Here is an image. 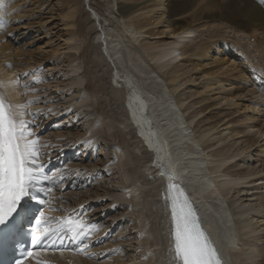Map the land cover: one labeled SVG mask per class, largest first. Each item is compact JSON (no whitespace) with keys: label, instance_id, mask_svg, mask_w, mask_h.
I'll list each match as a JSON object with an SVG mask.
<instances>
[{"label":"rangeland","instance_id":"1","mask_svg":"<svg viewBox=\"0 0 264 264\" xmlns=\"http://www.w3.org/2000/svg\"><path fill=\"white\" fill-rule=\"evenodd\" d=\"M15 1H16L15 2L16 5H18L15 11H13L10 8L12 6L11 0H8L7 2L8 5H5L4 7V10L6 11L10 8V10H8L6 14H4L5 15L4 17L9 23H6L7 26L5 25L2 28L1 30L2 34L0 31V39H1L0 41L1 43H3V41L6 43V39H8L9 40V41L7 40L8 42H11L14 44V45L12 44L13 48L15 46L19 48L20 50H23V52L25 53H26V50L35 51V53H33V56L26 55L27 57L24 59L18 56L16 57L15 61L11 60V63L8 62L6 65L0 64L1 70L9 72L8 77L4 78V79H7V81L9 82L7 86L9 91L8 92L5 91L8 94L3 91L4 96L6 97V99L9 100V98L11 97L10 95L14 94L13 97H11L9 101L5 100V103L7 102L6 104H11V105H16V103L18 105L20 103V106L28 105L24 111L26 114L27 113L31 114L30 112L32 110H29L30 107L34 108L33 109L34 111L32 112L36 113V116L39 117V119L37 118V121L39 120L38 121L39 123L37 121H31L35 123V124L30 123L31 130L35 134H37L39 143L41 145H47V147H41L40 149V151L43 153L40 160L41 159L42 160L51 159L55 155L58 156L57 160L59 158L60 160L64 158V161L66 162L64 164L62 163V166L60 167V169H62L61 173H64L67 170H69V173L74 174L71 180L76 176L73 182L69 184L70 186L66 189L64 193H60L56 196L51 197V201L48 205V214H50V216L54 215V216L59 217V215L64 214L66 211L73 212V210H81V206L82 205L84 206L83 210H81L84 212V218H87L88 222L96 225V230L93 231L92 233L95 235L98 234L99 236L98 238L100 240L104 238L103 237L101 239L100 238L101 236L108 237L107 239L104 238L105 240L103 241L97 240L94 243V249L97 248L98 252L102 251L104 252L103 254H99V253L97 254L96 252L97 250H93L92 252L88 250L86 251V257L88 253L90 252L92 254L95 253L97 255V256L93 255L95 256L93 257L94 259H92V257L91 258L87 257V259L93 260L96 263L98 262L99 264H118V263L119 264H142V263L143 264L145 263L153 264V262L150 261V257L153 256L152 253L154 254L155 251L156 252L160 251V249L162 248L164 250L161 249V256L159 257V260L165 264H173L172 255L170 257L171 253H168L169 252V241H168L167 232H166L168 231V227H167L168 213L165 209V204L163 203V200H161V193L163 192L162 190H164L163 179L162 180L160 178L158 179L157 173H155L154 169L147 166L149 159H150L148 158L149 154L146 153L147 148L145 144L142 143L138 139L135 131L133 130L134 128L130 124L131 120L128 119V117L126 119L125 113L123 112L125 110L124 108L125 106H123V101H124L123 96L114 97L113 94L111 93V91L115 89L116 90L122 89L119 77H123L126 79L128 87L132 89V84H135L136 89L138 90V92H140V94H144V95L148 94L149 96H151V99L153 98L152 101L155 102L154 104H156L157 102V100L154 97H158L160 101H166L165 102L166 105L171 104L172 108L171 107L170 108L175 113V115L177 114V117L176 116L173 117L172 123H170L167 120L161 121L160 117L156 118L155 111H154L153 115L155 117L151 116V119L153 118L152 123H154L153 126L155 130L158 131L162 126H164V122H166V124L170 123L168 125V127L170 126L169 128H173L174 126H176L177 122H181L183 127L187 126L186 128L188 129V131L186 130V132L183 133L185 136L181 141H179L181 142L180 144L185 145L189 143V144L195 145V147L199 149L201 152V156H199L198 158L200 157L201 159L203 158V162L205 161L208 163L210 160H211L210 162L212 161L215 162L216 160L219 159L217 155L216 156L211 155L212 152H203L202 148L200 147L201 146L200 142H201L203 135L197 130H195L194 123L198 119H202L203 113L197 112L194 116L193 114L190 116V112L192 111V109H184L188 101L181 100L180 96L182 95H177L176 93L179 88L176 91H174L172 89L173 85H171L174 82H171L170 79L164 75V73L167 72L174 63L171 66H169L168 64H167L168 66H162L161 70L158 69L160 64H155L157 66L156 69L158 71H154L152 68L153 67V65L151 64L152 55L155 53H158L159 51L165 50L168 47V44H166V42L159 43V41H157V40H161L164 38V37H161L163 36V33L166 34V30L163 27L164 26L163 24L165 22L164 20L166 19L164 18L166 17V13L162 12L161 8H156V7H161L160 5H158L159 0L158 1L155 0L156 2L155 1L152 2V0H148V1L140 0L137 2H140L142 5H145V6L149 5L145 9L138 11L141 16L140 18H149L150 21L154 23L153 25H151L153 30L155 29V31L158 30L159 32L162 30L163 31L162 35L161 36L160 35H150L149 36L148 33H144V32H142L143 34L136 33V36H135L136 38L133 40L131 39V41H130V38H132V35L128 34V29H125L127 19L121 18L118 16L117 9H116L118 1L116 0H78V2L81 5V6L79 5L82 11L81 18L82 20L86 21L83 33H80L79 31H77L75 26H70V25H67L66 23L64 24V22L62 23V21L60 20L61 19L60 14L63 12L64 9L62 5L56 2V0H15ZM71 1H74V0H70L69 2L72 8L73 4L71 3ZM128 3L133 4L134 1L131 0V1H128ZM150 5H154V6L151 7ZM30 14L34 17L27 19V17ZM155 22H158V23L155 24ZM43 23H44V26H43ZM221 28L222 30H226L224 33L225 36L229 38L233 37V39L236 41L244 42L245 39L243 36H241L242 35L241 33L237 34L233 30L229 28H225L224 25H222L221 27H217L216 29L219 30ZM214 29L215 28L213 27H206V26L201 27V28L199 27L198 29H196L195 35L184 38L183 40H181V43L187 42V43H190L192 46H196L199 43L205 41L210 35V33H213ZM43 30H46L47 33L46 31H44L45 32L44 34ZM65 31L71 32L70 40L64 41V42L58 41V39L56 38L57 37L56 35L60 34L61 32H65ZM130 31H131L130 33H132V30ZM124 38L126 39L128 38V41L126 39L123 40ZM43 42H48V43L44 44ZM127 42H129L130 44H127ZM149 42L150 43L153 42V43L150 44ZM143 44L145 45L143 46ZM87 45L91 46L93 52L87 51L86 52L87 54L85 52L84 54L82 53L84 51L83 48H85ZM245 45L248 50L252 49V46L250 44H249L250 46L246 43ZM131 47H133V49ZM50 49H54V51H56L57 49V51L52 55L50 54L49 56L50 58H48V59H51V62H49L50 60L46 59V60L39 61L38 64L37 63L35 64L34 60H35V57L38 56V53L41 54L42 51L49 53ZM9 50H10L9 52L11 53L12 50H14L15 52V50L17 49L9 48ZM101 51H103L105 55L104 57H106V60L102 56H100ZM129 52H131L132 54H130ZM177 52L179 54L177 55L178 59L175 61L176 65L181 64V63L182 64L188 63L187 62L188 58H197L196 55L189 56L190 53L183 49L178 48ZM130 55L132 56L131 57L132 63L134 65L136 64L137 67L140 66V69H142V71L145 72L144 74L148 75L150 73V76L156 75L155 77H157V79H155V77L154 79L153 78L149 79V78H146V76L143 75L142 73L139 74L138 70L134 69L131 66L132 63L129 60ZM237 55L240 58H243V56H241L240 53H238ZM251 57H255V55H252ZM23 60H26L27 62H24ZM208 61L209 60L207 59L205 62H208ZM260 65H261V68L258 70L257 75L260 78H264V76L261 77L262 73L264 72V64H260ZM21 66L22 67L26 66V67L22 68ZM207 66L208 67H206V69L211 71V67L209 65ZM50 68H52V71ZM113 71L116 73V76L113 75ZM199 71L196 70L194 75L199 76L200 75ZM25 73H33L34 75L33 76L28 75L26 78H24L25 80L20 79L21 81L19 80V82H17V78L23 77ZM179 73H181V71H178L177 75ZM185 75L187 74H182L179 76V78H183L184 80L187 78V77H184ZM209 77L207 76L200 77L199 80L201 81V84L202 82L205 81L206 78H209ZM224 78L227 79V81H225L224 84L230 83L229 86H226V87L224 86V89H229V88L234 89L235 87L239 85L243 86L244 89L238 92H240V94L242 95L246 94L247 97L243 98V96H240L239 98L236 99V101L243 100L242 102L244 103L246 102L247 104L246 100H248L249 106L254 107L253 109L254 111L249 110L248 113L246 111L243 113H240L238 111H235V107L227 106V104L230 102H233L235 98H233L232 100H227V101L225 99L216 98L218 97L217 95L219 94V91L222 90L221 89L222 87H215L214 85L211 91H209L208 89H204L203 92L201 91V89H198V91H201L202 93L205 92V95L207 94L210 95V97L212 98L214 102V105L216 103L214 107H217L216 110H218L221 113V116H223L225 112L231 113L227 117H225V119H228V118L230 119L231 122L229 123V125H231L232 128H235L237 131H240L239 136L240 135L246 136L248 140L253 142V145L249 149L250 151H247L246 153L242 154L240 158L238 157L239 159L237 157L234 159L231 158V160L228 159L225 163V165L227 166V165H231L232 162L233 163L236 162V159L238 160L237 162H240L241 158H245V159L248 158L250 159V161H248L249 164L248 163H245V164L249 165V172L252 173L251 175H248V177L245 176V177L235 180L234 182H236V184L229 191L221 192V194L219 195L220 196L219 199L221 200V202H223L221 204H223V206L226 207V203H227L226 200H230L233 198L235 194L234 193L235 190L240 189L245 186L247 187L248 181H250L251 179L255 180L254 183L256 182L255 183L256 186L253 188V190H251L253 191L254 195L257 196L261 192L264 194V132L259 129L262 126H264V108H263L264 99L261 103L260 102L261 100H259V98L262 99L261 94H258L257 96V93H256L254 96H252L251 92L248 91L252 87L251 85H249L250 82L247 76L246 78H241V77H237V74L235 72L226 71ZM116 79L118 81H116ZM253 80L256 81V85L260 87L262 86L261 83L256 80V74ZM197 82L198 81H196L195 83L198 84ZM87 84H91L90 90H87L85 88ZM186 84H190V82ZM25 85H27V87ZM199 86L200 85H197V87ZM0 88H2V86H0ZM74 90L76 91L73 92ZM54 92L56 95L54 94ZM67 93L70 95H67ZM235 94H237V92ZM66 95L67 97H64ZM148 98L149 97L145 99H148ZM30 101L34 103L29 104ZM52 105L54 107H52ZM166 105L164 104L163 107H165ZM74 109L76 110V112ZM70 110L74 113H72ZM52 112L53 113L57 112L56 114L57 116L51 115ZM70 112L72 114H70ZM112 112L117 113L116 119L115 118L110 119ZM83 114H85V118L82 119L81 122H78L77 117L79 116L80 118V116H84ZM145 114L148 115V112ZM188 115L189 117H187ZM63 116L65 118L61 120ZM85 119L89 121L91 119V121L94 123H92V125H89V126L81 125L82 122H84L83 120ZM104 119H106V122ZM68 120H70L72 125L76 124V127H75L76 129H72L71 132L74 133L72 134L73 138L70 140H65L64 142L68 141L67 144L65 145V143L61 139L62 136L57 135V133L60 131H63L62 129L59 130L58 127L59 126L61 127L62 124H64V122H67ZM103 122H105L106 125ZM84 123L86 124L87 122H84ZM103 124L104 126H102ZM101 126L103 128H101L100 132L98 133L99 131L98 129ZM105 126L107 129L105 128ZM166 126H164V128ZM183 127L182 129H185ZM77 129H81L80 130L81 134L78 136L75 135V131ZM193 129L195 130V132ZM168 132H169L168 134L169 140H172L173 138L177 139L175 131H172V130H167L165 132L159 131V133L162 136H164ZM186 133H189V134L186 136ZM211 133L212 132H208L207 136L211 135ZM171 134H173L172 139L170 136ZM122 138L125 140V142L128 143V145H124L123 148L120 143ZM229 140L230 139L222 142V145L227 143ZM101 141L105 142L107 144V148L110 147L112 151L113 150L117 151L118 149L117 152L113 151L115 152V157L113 155V158L104 166L92 167V166L78 165L80 161L79 159H82L84 156H86L93 150H94L93 151L94 158L96 157L95 156L96 154L99 155V152H102L101 151L102 147L100 145ZM90 142H91V145L87 147L83 145V143L86 144ZM94 144H96V146L92 147V145ZM79 145L81 146L79 147ZM222 145H217V147L221 148ZM180 146L181 145H179V147ZM120 147L122 148V150L123 149L124 150L121 151ZM126 148H128L129 150ZM173 148L177 149L175 147V143H174ZM67 152L68 154H66L64 157L61 156L62 153L65 154ZM105 152L107 153L106 149L104 153ZM123 153H126L127 156L126 154H123ZM122 154L124 155V157H122ZM120 157H122V160L123 158H125V160L127 158L126 162L125 160H123L125 164L121 162ZM90 158L87 161H83V163L90 164L91 163ZM205 158L208 161H206ZM68 162H69V165H68ZM117 162H121V163L117 164ZM202 165L205 167L204 164ZM68 166L69 168H67ZM127 166H130V167L132 166L131 171H129L130 167H127ZM105 170H108V172H104ZM130 172L132 173L131 176L132 175L133 177L135 176L134 179L136 181L138 180L135 187L138 188V184L140 182V185L142 184L145 188L144 193L139 194V191L136 189L137 191H135L134 193L137 192V194L131 195L133 189H132V186L128 185V187H120L119 190L116 192H111V193H108L102 196L96 195V192L94 191L96 190L95 189L96 187L94 186L95 184L94 179L96 177L104 181L105 179H109V180L111 179V181L114 180L116 182L118 181L121 182L122 180L125 183V185H127L130 182V177H131L129 174ZM222 173H223V170H221V173L219 172L216 173V175H220L218 177L220 178V180H226L229 178V177L224 176V173L222 175ZM83 175L85 177L87 175L90 176V180H88V182L85 180L81 181L80 176H83ZM63 176L65 177V175ZM212 176H213V180L219 181V179L217 178V176H215V174H213ZM204 178L202 182H206ZM208 178L209 180H211L210 175H208ZM67 179H69L68 176L66 177V180ZM192 180H195V179H192ZM119 186H121V183ZM57 189L59 191L60 188H57ZM156 189H158V191ZM79 190L80 191L86 190V192L88 193L87 195L93 193L92 194L93 197L90 199H85L84 201H81L83 199H79V197H80V194H83V192L80 193ZM61 191L62 190H60V192ZM53 194H56V192ZM68 194H70V196ZM134 195H136V197ZM74 197L75 199H73ZM67 198H68V201H67ZM133 198L136 202L133 200ZM140 201L141 202L145 201V202L144 204H142V203H139ZM138 203L141 204L142 206L139 205ZM145 203L147 205H145ZM123 205H125L124 209L121 210L119 215H115L114 214L115 210L117 208L123 207ZM144 206L147 207L148 209L147 208L142 209V207ZM49 207L55 210H49ZM94 208H98L99 216L93 215L92 210ZM158 212L162 213L161 215L163 216V219H161L162 217ZM199 213H200V210H199ZM144 214L146 215V218L143 217L145 216ZM200 214H202V212ZM128 216L131 217L135 221L137 228L139 227L138 229H136V227L133 228V226L131 225V222H126L124 220ZM141 223L144 224L143 230L141 229V226L143 227ZM126 225H127V228L132 227L131 232L134 235H132V233L130 235H127V233H125L123 227L124 226L126 227ZM162 225H164L165 228ZM139 229L141 230V233L139 232L140 231ZM153 230L161 231L163 235L166 236L165 241L164 239L161 240V238L158 235L160 239L158 238L159 240L157 242V240L152 237ZM148 235L151 238H148ZM147 238L149 239V242H147L148 244L145 242V241H148ZM151 239H153L152 242H151ZM263 239H264L263 237L260 238L261 241ZM89 243L90 242H88V245ZM241 243L239 244L241 245L240 248H239V245L234 244V247L236 249H234V251L232 252L233 255L230 254V256L228 257L230 264H239V263L243 264V262H245V264H264V253L260 251L261 248L264 247V245H262L261 242L257 243L255 247L254 245H251V244L248 245V247L244 246L243 244V247H242ZM244 247L247 248L249 251L248 250L246 251ZM89 248L90 247H88V249ZM238 248L240 249L239 251L241 252L243 251L241 249H244L245 250L244 252H247L245 254L246 255L245 259H247L246 257L248 258L250 257L249 259H247L249 263H247L246 261H243L242 259H239L238 256L235 257V255H237L239 252L237 251ZM256 249L258 251H255ZM118 250L120 252L121 250L122 251L124 250L123 254L125 255V257H127V258H124L125 262H120L116 260L115 254L119 252ZM236 251H237V254L234 253ZM241 252L239 253L241 254ZM110 253H111V256L109 255ZM145 253L147 256L145 255ZM148 254L151 256L149 257ZM163 254H165L166 256ZM240 254L239 256H242L243 258L244 253L241 255ZM234 257L236 260L233 259Z\"/></svg>","mask_w":264,"mask_h":264},{"label":"bare ground","instance_id":"2","mask_svg":"<svg viewBox=\"0 0 264 264\" xmlns=\"http://www.w3.org/2000/svg\"><path fill=\"white\" fill-rule=\"evenodd\" d=\"M11 1L13 2V0H11ZM116 1H118L117 7H116L118 16L121 18L127 19L125 29H128V34L132 35V38L129 37L130 41H131V39L133 40L136 38L135 37L136 33L143 34L142 32H144V33H148L149 36L150 35H160V36L162 35V33H163L162 30L160 32L158 30H156V31H158V32H156L155 29L153 30L151 25H153L154 23L152 21H150L149 18H140L141 16H140V13L138 11L145 9L149 5L145 6V5H142L140 2H137L140 0H132V1H134L133 4L128 3V1H131V0H116ZM153 1H155V0H152V2ZM164 1H165V3H164ZM7 2H8V0H0V31L6 25V23H9L6 20V18L4 17L5 16L4 14H6V12L8 10H10V8L13 11H15L17 6H18L15 3L16 1L14 0L13 3L11 2L12 6L6 11V10H4V7H5V5H8ZM56 2H58L60 5H62L63 9H64L63 12L60 14V18H61L60 20L62 21V23L64 22V24L66 23L67 25L75 26L77 31H79L80 33H83L86 21L82 20V18H81L82 11H81V7H80L81 5L78 2V0L71 1V3L73 4L72 8H71V5L69 4L70 0H56ZM158 5H160L161 7H156V8H161V11L166 13V17H164V18H166L164 20L165 22L162 20L164 22L163 27L166 30V34L163 33V36H161V37H164V38L163 39L160 38L161 40H157V41H159V43L160 42H166V44H168V47L165 50H162V51H159L158 53L153 54L152 59L150 57V59L152 60L151 64L153 65L152 68L154 71H158L156 69L157 66L155 64H160L158 69L161 70L162 66H168V65L171 66L174 63L172 65V67H170L167 72L164 71L165 72L164 75L167 76L171 82H174L173 84H171V85H173L172 89L174 91H176L179 88L176 93H177V95H182V96H180L181 100L188 101V103L185 105L184 109H192V111L190 112V116L192 114L194 116L197 112L203 113L202 119H198L194 123L195 130H197L198 132H200L203 135L201 142H200V145H201L200 147L202 148L203 152H212L211 155H215V156L217 155L219 157V159L216 160L215 162H213V161L210 162L211 160L208 163L205 161L203 162V158L202 159H201V157L198 158L199 156H201V152L199 149H197L195 147V145L189 144L187 142H186L187 144H185V145L180 144L181 142H179V141H181L185 136L183 133L186 132V130L188 131V129L186 128L187 126L183 127L181 122H177L178 125L175 123L176 126H174L173 128H169L170 126L168 127V125L170 123H172L173 117H175V116L177 117V114L175 115V113L171 110V108H172L171 104L166 105V103H165L166 101H160L158 99V97H154L157 100L156 104H154L155 102L152 101L153 98L151 99V96H149L148 94H146V95L140 94V92H138V90L136 89L135 84H132V89L130 87H128L127 81L123 77H119L122 89L121 90L115 89V90L111 91V93L113 94L114 97L115 96H123V100H124L123 106H125L124 107L125 110L123 112L125 113L126 119L128 117V119L131 120L130 124L134 128L133 130L135 131L138 139L142 143H144L146 148H147L146 153L149 154L148 158H150L147 166L154 169L155 173H157L158 179L159 178L161 180L163 179L164 190H162L163 192L161 191L162 192L161 193V200H163V203L165 204V209L168 213V225H167L168 231H166L167 229L165 230L167 232L168 241H169V232L171 229V214H170V210H169L168 196L171 195L172 198L182 199L183 197H180L179 194L183 193L189 201L193 202V204L195 205V208L198 210V213H199V210H200V213L202 212V214L199 213L200 220L202 221V224H201L202 229H204L206 233L208 232L207 235L209 236L214 247L217 249L219 256L223 260V264H230L228 261V257L230 256V254H232L234 249H236L234 247V244L239 245L242 241V243H241L242 247H243V244L246 247H248V245H250V244L254 245V247H255V245L259 242H261V244L264 245V239L262 241L260 240L261 237L264 238V194L261 192L257 196L254 195L253 191H251V190H253V188L256 186V184H255L256 182L254 183L255 180L251 179L250 181H248L249 186L247 185V187L245 186V187H242L240 189L235 190V192H234L235 194L233 193L234 194L233 198L231 197L232 199L226 200V202H227L226 207L223 206V204H221V203H223L219 199L220 198L219 195L221 194V192L229 191L236 184V182H234L235 180L242 178V177H245V176L248 177V175L252 174L249 172V165H248L249 164L248 161H250V159L241 158L240 162H237L238 160L236 159V162H234V163L232 162L231 165H227V166L225 165L226 161L228 159L231 160V158H233V159L236 157L240 158L242 154L246 153L247 151H250L249 149L253 145V142L248 140L246 136H242V135L239 136L240 131H237L235 128H232V126L229 125V123L231 122L229 118L225 119V117H227L231 113L225 112V114L223 116H221V113L218 110H216L217 107H214L216 105V103L214 105V102H213L212 98L210 97V95H208V94L205 95V92L204 93H202V92L204 89H208L209 91H211L214 85H215V87H222L221 88L222 90L219 91V94L217 95L218 97H216V98L225 99L226 101L232 100L233 98H235V100L233 102L228 103L227 106L235 107V111H238L240 113H243L245 111L248 113L249 110H253L254 107L249 106L248 100H246L247 104H246V102L245 103L242 102L243 100L242 101L241 100L236 101V99L239 98L240 96H243V98L247 97L246 94L242 95V94H240V92H238V91H241L244 89L243 86L239 85V86L235 87L234 89L233 88L224 89V86L226 87V86L230 85V83L224 84L225 81H227V79L224 78L225 72L226 71H232V72H235L237 74V77L246 78V76H247V78L249 79V82H250L249 85H251V87H252L248 91L251 92L252 96H254L256 93H257V96H258V94H261L262 99L259 98V100H261L260 102L262 103V101L264 99V90H263L264 89V78H260L257 75V73H258V70L261 68L260 64H264V0H159ZM150 6L153 7L154 5H150ZM65 8H66V10H65ZM16 17H17V15H16ZM33 17L34 16H32L30 14L27 17V19H30ZM40 19H41V17H40ZM156 23H158V22H155V24ZM30 25H31V23H30ZM222 25H224L225 28H229V29L233 30L237 34L241 33L242 34L241 36H243L245 39L244 42L248 45L250 44L252 46V49L248 50L243 41H236L233 39V37L229 38V37L225 36L224 33L226 30H222V28L219 30L216 29L217 27H221ZM43 26H44V23H43ZM50 26H49V28H50ZM205 26L215 28L213 30V33H210V35L208 36V38L205 41L199 43L196 46H192L190 43H187V42L181 43V40H183L184 38L195 35L196 29H198L199 27L201 28V27H205ZM129 29L132 30V33H130L131 31ZM7 30H8V28H7ZM44 31H46V30H43V32ZM46 33H47V31H46ZM1 34H2V31H1ZM44 34H45V32H44ZM56 36H57L56 38L58 39V41H61V42L69 41L70 37H71V32L70 31L61 32L60 34H58ZM233 36H234V34H233ZM112 39H113V37H112ZM125 39L126 38H124L123 40H125ZM7 40L8 39H6V43L3 40H2L3 43H1V41H0V64L6 65L8 62L11 63V60L15 61L16 57H18V56H20V57H22V59H24L27 57L26 55H28V56L32 55L33 56V53H35V51H30V50H26V53H25V52H23V50H20L19 48L15 47V46L13 48L12 46L14 44L11 42H8L9 40L8 41ZM126 40L128 41V38ZM134 41H136V40H134ZM9 43H11V44H9ZM43 43L45 44L48 42H43ZM152 43H150V44H152ZM127 44H130V43L127 42ZM144 45L145 44H143V46ZM9 48L17 49V50H15V52H14V50H12V52L10 53ZM131 48L133 49V47H131ZM178 48L183 49L185 51H188L190 53L189 56L196 55L197 58H188V60H187L188 63H184V64L181 63V64L176 65L175 61L178 59L177 55L179 54L177 52ZM83 49H84V51L82 53H84V52L86 53L87 51L93 52L90 45H87ZM49 51H50L49 53L44 52V51H42L41 54L38 53V56L35 57V60L33 59L35 61V64L36 63L38 64V62L41 60H46V59L50 58L49 57L50 54L51 55L54 54L57 51V49H56V51H54V49H50ZM129 53L132 54L131 52H129ZM238 53H240L241 56H243V58H240L237 55ZM252 55H255V57H251ZM100 56H102L106 60V57H104L105 55H104L103 51H101ZM131 57L132 56L130 55L129 60L132 63ZM164 59H166V60H164ZM207 59L209 61L205 62ZM48 60H50L49 62H51V59H48ZM23 61L27 62L26 60H23ZM92 62H94V61H92ZM207 65H209L211 67V71L206 69V67H208ZM2 66H1V68H2ZM131 66L134 69H137L139 74L142 73L143 75H145L146 78H149V79L153 78L154 79V77L156 76V75L150 76V73H149L148 74L149 77H148V75L144 74L145 72H143L142 69H140V66H138L139 67L138 68L136 66V64L134 65L133 63L131 64ZM24 67H26V66H24ZM24 67H22V68H24ZM250 68H251V70H250ZM50 69L52 71V68H50ZM196 70H198V71L200 70L199 76L194 75ZM0 71H1V73H0L1 74L0 75V84L1 85L0 86H2V88H0V94H4L5 91H7V92L9 91V89L7 87L9 82L7 81V79H4V78L8 77L9 72L3 71L1 69H0ZM178 71H181V73H179L177 75ZM182 74H187L184 76L187 78L184 80H183V78H179V76ZM255 74H256V80L259 81L262 85L261 87L256 85V81L253 80V78L255 77ZM140 76H142V75H140ZM206 76L207 77L210 76V77L206 78L205 81L202 82V84H201V81L199 80L200 77H206ZM263 76H264V72L262 73L261 77H263ZM155 79H157V77H155ZM116 81H118V80L116 79ZM196 81H198L197 82L198 84L195 83ZM155 82H156V80H155ZM189 82H190V84H186ZM239 84H240V82H239ZM197 85H200V86L197 87ZM90 87H91V84H87L85 86V88L87 90H90ZM198 89H201L202 92L198 91ZM261 90H263V91H261ZM75 91L76 90H74L73 92H75ZM7 92H5V93H7ZM44 92H46V91H44ZM236 92H237V94H235ZM69 93H70V91H69ZM54 94H55V92H54ZM13 95H10V96L13 97ZM60 95H62V94H60ZM67 95H70V94L67 93ZM67 95L64 97H67ZM142 95L144 97H141ZM195 95H196V97H195ZM146 96L149 98L145 99V98H147ZM3 97H5V96H3ZM56 97H58V96H56ZM10 98H9V100H10ZM62 98H63V96H62ZM4 100L9 101L8 99H6V97ZM82 102H84V101H82ZM164 104L166 105L165 107H163ZM16 105H17V103H16ZM196 105H198V106H196ZM17 106H20V103ZM263 106H264V103H263ZM52 107H54V106L52 105ZM147 108H148V110H147ZM33 109L34 108L30 107L29 110L34 111ZM197 109H199V110H197ZM21 110L25 111V108H23ZM32 111L30 112L31 114L34 113ZM154 111H155L156 118L160 117L161 121L167 120L170 122L167 124H166V122H164V126H166V125L167 126L165 128H164V126H162V127L159 126L161 128L158 131H156L154 126H153L154 125V123H152L153 118L151 119V116H154L153 115ZM71 112H70V114L74 113V112H72V113ZM75 112H76V110H75ZM147 112H148V115L145 114ZM255 113H257V112H255ZM31 114H28V113L25 114L23 116V119L30 121L29 119L31 118ZM56 114H57V112H55V113L52 112L51 115H56ZM59 115H61V114H59ZM83 115L84 116H80V118H79V116L77 117L78 122H81V120L85 118V114H83ZM36 117L37 116L35 115V118ZM187 117H189V115ZM64 118L65 117L63 116L61 118V120H63ZM105 118H107V117H105ZM108 118H109V116H108ZM111 118L116 119L117 113L112 112L110 119ZM58 119H57V121H58ZM35 120H37V118ZM85 120H83V121L87 122V123L85 124L84 122H82L81 125L89 126V125H92V123H94L91 121V119H90V121L87 119H85ZM104 120L106 122V119H104ZM105 122H103V123L106 125ZM33 124H35V123H33ZM67 124H69V125H67ZM104 124L102 126H104ZM64 125H66V126H64ZM110 125H111V123H110ZM63 126H64V128H63ZM102 126L99 127V129L97 128L99 130L98 133L100 132V129L103 128ZM75 127H76V124L72 125L70 120H68L67 122H64V124H62L61 127L60 126L58 127L59 130L62 129L63 131H60V132L57 131L58 132L57 135L62 136L61 139L63 140V142L65 140H70L73 138L72 134H74L71 131H72V129H76ZM182 127L185 129H182ZM49 128H50V126H49ZM105 128H106V126H105ZM259 129L264 132V126H262ZM80 130L81 129H77L75 131L76 136L81 134ZM167 130L175 131L177 139H174L172 137L173 134H171L170 135L171 139L172 138L173 139L169 140L168 139L169 132L166 133L164 136H162L159 133V131L165 132ZM195 130H194V132H195ZM208 132H212L211 135L207 136ZM171 133H173V132H171ZM188 134L189 133H186V136ZM122 139H121L120 143H121L122 148H123V146L128 145V143L125 142L124 139H123L124 141ZM228 139H230V140L227 143H225L224 145H222V142H224ZM67 142H64L65 145L67 144ZM174 143H175V147L177 149L173 148ZM83 145L85 147H87V146L91 145V142L86 143V144L83 143ZM100 145L102 147L101 148L102 152H99V155L96 154L95 155L96 157L94 158L93 157L94 156V152H93L94 150H93L92 152H90L86 156L83 155L84 157L82 159H79L80 161H79L78 165H80V166H92V167L104 166L113 158V155L115 157V152H113V151H116V150L112 151V149L110 147L107 148V144L105 142H102V141H101ZM179 145H181L182 147L181 146L179 147ZM217 145H222V147L218 148ZM80 146L81 145H79V147ZM94 146H96V144L92 145V147H94ZM76 147H78V146H76ZM142 147H143V145H142ZM122 148L120 147L121 151L124 150V149L122 150ZM128 148H130V147H128ZM128 148H126V149H128ZM105 149H106L107 153L106 152L104 153ZM57 150H55V151H57ZM71 150H73V149H71ZM117 151H118V149H117ZM123 154H126V153H123ZM123 154H122V157H124ZM208 155H210V154H208ZM126 156H127V154H126ZM118 157H119V155H118ZM122 157H120L121 158L120 160L123 164H125L127 158H126V160H125V158H123V160H125V162H123ZM170 157H171V159H170ZM89 158H90L91 163L90 164H84L83 161H87ZM135 161H136V159H135ZM206 161H208V160L206 159ZM121 162H117V164H119ZM245 163H248V164H245ZM202 164H204L206 168ZM127 167H130V166H127ZM131 168H132V166L129 168V171H131ZM221 170H223L224 176L229 177L228 179L220 180V178H218L220 175H216V173L217 172L221 173ZM104 172H108V170H105ZM223 173H222V175H223ZM129 174L131 176L132 173L130 172ZM213 174H215V176H217L219 181L216 180L217 181L216 182L215 180H213V176H212ZM159 175H160V177H159ZM208 175L211 176V180H209ZM132 177H133V175L130 177V182L127 185H125V183L122 180H121V182L120 181L116 182L114 180L111 181V179L110 180L105 179V181H104V180H102V179L100 180V178L96 177L94 179V181H95L94 186L96 187L95 188L96 190H94V188H93V190L96 192V195L102 196V195H105V194H108L111 192H116L119 190L120 187H128V185H130V186H132V189H133L131 195L137 194V192L134 193L137 190L139 191V194L144 193V189H145L144 186L142 184L140 185V182H139L138 188H136L135 186H136V183L138 180L136 181L134 179L135 176L133 178ZM77 178H79V177H77ZM80 178H81V181L85 180L88 182V180H90V176H88V175L86 177L84 175L80 176ZM203 178L206 182H202ZM158 179H157V181H158ZM192 179H195V180H192ZM173 182H175V184L178 187H177V189H174L171 193H169L168 185L172 184ZM120 183H121V186H119ZM259 187H261V186H259ZM60 190L61 189H59V192H60ZM156 190L158 191V189H156ZM81 192H83V194H80V197H79V199H83L81 201H84L85 199H90L93 197V195H92L93 193L87 195L88 193L86 192V190L80 191V193ZM75 193H77V192H75ZM154 194H155V192H154ZM68 195L70 196V194H68ZM134 196L136 197V195H134ZM77 198H78V196H77ZM73 199H75V197ZM133 200H134V198H133ZM67 201H68V198H67ZM144 202L145 201H143V202L140 201L139 203L144 204ZM100 205H102V204H100ZM139 205H141V204H139ZM145 205H147V204L145 203ZM124 207H125V205H123V207L117 208L115 210L114 214L119 215L121 210L124 209ZM135 207H136V205H135ZM146 208L147 207H145V206L142 207V209H146ZM154 208H155V206H154ZM150 210H151V208H150ZM147 211H149V210H147ZM157 211H158V209H157ZM92 212H93V215H98V208H94L92 210ZM159 214L161 215L162 213H159ZM143 217L146 218V215ZM161 217L160 218L163 219L162 215H161ZM140 218H141V216H140ZM124 220L126 222H131V225L133 226V228H135V227H136V229L139 228V227L137 228L135 221L131 217L128 216ZM143 223H141L143 225V227L141 226L142 230L144 228ZM162 226H164V225H162ZM131 228L132 227L127 228V225H126V227L125 226L123 227V229H124L125 233H127V235H130L132 233ZM164 228H165V226H164ZM139 232L141 233V230ZM152 232H153L152 237L154 239H156L157 242L160 238H161V240L164 239V241H165L166 236L163 235V233L161 231L153 230ZM132 235H134V234L132 233ZM149 235H148V238H151V237H149ZM158 235L160 238L158 237ZM103 237L106 238V236H101L100 238L102 239ZM236 237H237V239H236ZM152 240L153 239H151V242H152ZM239 240H241V241H239ZM117 242H118V240H117ZM145 242L146 243L149 242V239H148V241H145ZM231 244H233V245H231ZM240 246L241 245H239V248H240ZM143 248H145V247H143ZM239 248L237 251L240 250ZM161 249H160V251H157V252L155 251L154 254L152 253L153 256L148 254L149 257L151 256L150 261L153 262V264H165L159 260V257L161 256ZM245 249H246V251L248 250L247 248H245ZM251 249H253V248H251ZM156 250H158V249H156ZM162 250H164V249H162ZM241 250H243V251L242 252L239 251V252H241V254L244 253V257L242 258V256H239L240 253L238 252V254H237V251L234 252L235 254H237V255H235V257L238 256L239 259H242L243 261H246L247 263H249L247 261V259H249L250 257L249 258L246 257L247 259H245V256H246L245 254L247 252H244L245 251L244 249H241ZM104 251H106V250H104ZM255 251H258V250L256 249ZM260 251L264 253V247H262ZM70 253H71L70 251H65V252H63V254H61L60 252H50V253H41L40 255H42V258H43L41 260L45 261L46 264H68L64 261L65 257H69L71 259L70 264H99L98 262L96 263L93 260L84 259L80 256L71 255ZM123 253H124V250L123 251L121 250V252L119 251L118 253H116L115 254L116 260H118L120 262H125L124 258H127V257H125V255ZM168 253H170V252H168ZM145 255H146V253H145ZM163 255H165V254H163ZM171 255L172 254H170V257H171ZM232 255H231V257H232ZM82 256H83V254H82ZM235 257L233 259H235ZM162 261H164V260H162ZM243 264H245V262H243Z\"/></svg>","mask_w":264,"mask_h":264},{"label":"snow or ice","instance_id":"3","mask_svg":"<svg viewBox=\"0 0 264 264\" xmlns=\"http://www.w3.org/2000/svg\"><path fill=\"white\" fill-rule=\"evenodd\" d=\"M28 75L34 74L25 73L17 82ZM27 106L6 104L0 95V264H25L28 260L46 264L38 259L41 253H86L89 245L83 242L96 230L95 224L84 220L83 205L81 210H73L63 218L45 215L48 201L42 196L52 191L50 185L56 181L39 163L43 155L40 149L47 145L39 143L37 134L31 130V122L23 119L26 113L21 109ZM31 115L34 118L36 114ZM177 187L175 182L169 184V193ZM179 196L183 198L168 196L169 252L173 264H222L217 249L201 227L195 208L183 193ZM49 210L55 209L49 207ZM25 222L29 225L26 233L29 244L25 247L17 243L15 254H10L9 237L18 233ZM66 240L80 243L73 247L66 245Z\"/></svg>","mask_w":264,"mask_h":264}]
</instances>
